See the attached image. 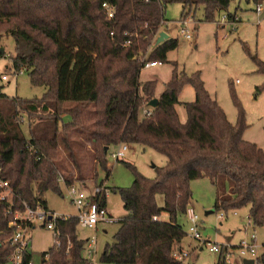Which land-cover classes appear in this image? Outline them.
<instances>
[{
    "label": "trees",
    "instance_id": "1",
    "mask_svg": "<svg viewBox=\"0 0 264 264\" xmlns=\"http://www.w3.org/2000/svg\"><path fill=\"white\" fill-rule=\"evenodd\" d=\"M234 1L0 0V37L14 41L13 69L26 71L33 86L46 89L42 99L24 100L9 97L0 87V169L12 192L11 201L4 202L0 190V264H9L14 249L9 226L14 214L25 206L48 209L43 197L48 192L62 195L60 177L67 185L73 183L61 174L60 150L79 168L70 136L82 125L80 108L90 104L96 108L91 134L96 167L107 178L106 148L138 145L167 158L164 167L156 168L155 179L125 164L134 174L133 185L113 192L120 195L126 215L101 263L186 264L175 257L187 236L179 218L186 216L193 199L191 184L199 179H209L216 188L215 211L248 207L253 228L264 229V151L244 140L248 125L238 100V121L232 125L199 72L190 77L174 63L160 95L157 81H140L142 60L167 63L168 54L179 46L172 38L155 44L168 5L181 4L184 20L195 19L202 10L205 22H215L226 12L228 21L237 23V10L229 13ZM263 1L246 0L255 6ZM104 3L116 6L114 19H108ZM252 60L264 77V62L257 56ZM186 85L193 87L195 101L182 104V122L176 107ZM154 99L158 104L153 115L144 117L143 110ZM66 104L76 107L67 109ZM62 115H69L71 122L63 123ZM23 116L28 117L29 137L22 130ZM158 196L164 197L163 208ZM163 213L168 222L161 221ZM56 226L61 244L42 255V264H92L84 255L86 241L77 235V218L59 219ZM31 259L25 256L22 264ZM258 263L264 264V253ZM217 264L228 263L220 256Z\"/></svg>",
    "mask_w": 264,
    "mask_h": 264
},
{
    "label": "rangeland",
    "instance_id": "2",
    "mask_svg": "<svg viewBox=\"0 0 264 264\" xmlns=\"http://www.w3.org/2000/svg\"><path fill=\"white\" fill-rule=\"evenodd\" d=\"M254 4H248L246 0L234 1L229 13L237 10V23H231L226 19L227 13L217 15L215 22L203 21V11H199L195 19L189 17L186 25L182 24V5L171 4L165 10L164 32L170 38L178 41L176 50L168 54V62L156 68L144 69L141 72L140 81H157V94L164 92L165 86L170 82L174 63L178 64V71L185 72L188 76L199 72L205 88L215 98L224 110L228 121L235 125L238 121L239 110L235 98L245 112L248 129L244 133V140L255 144L264 151V77L257 71V66L252 60L257 56L264 62V20L257 26V15L253 12ZM187 29L192 35L188 41L181 33ZM156 44V42H155ZM249 50V55L245 47ZM0 49H4V55L0 52V87L9 97H18L24 100L42 99L46 89L35 87L31 84L26 71L16 72L12 67V58L15 56V44L12 38L0 37ZM17 74V76H16ZM6 76L7 81L2 77ZM180 105L176 107L182 122H185V109L182 104L195 101V92L192 86L186 85L179 97ZM75 104L64 105L70 109ZM82 125L70 136L72 148L79 168L73 173L74 163L69 159L64 150H60L59 161L62 167L61 174L65 178L72 179L75 184H85L89 192L94 189L104 188L107 194V209L119 221L126 212L120 195L114 193V189H127L133 185L134 174L125 165L131 164L148 179L157 177L156 168H162L167 164V158L156 153L152 149L128 145L125 157L117 162L111 157V153L118 151L119 146L111 147L106 156L107 166L111 175L107 178L101 166L93 164L95 153L91 134L95 129L96 108L90 104L80 108ZM28 117L23 116L22 130L29 137ZM64 123L71 122L70 116H63ZM83 134V135H81ZM84 137V138H83ZM83 164V166H82ZM83 167V168H82ZM82 168V169H81ZM80 178V179H79ZM62 195L48 192L44 195L50 211L58 216L77 217L76 208L67 197V185L61 183ZM193 199L191 207L199 218L198 231L201 241L192 238L190 233L191 222L186 216L179 218L187 236L183 240V252L186 264H217L220 256L209 250L208 244H232L238 246L244 239H249L253 234L257 236L260 246L259 254L264 253V229L253 228L249 223V208L229 210L227 212L215 211L214 205L218 192L209 179H199L191 184ZM224 192V191H223ZM157 203L164 207V197L158 196ZM223 214L224 219L219 216ZM168 215L163 213L161 221L168 222ZM34 228H29L27 236L30 239V253L34 264H42V255L55 245V235L48 230L43 222L33 221ZM120 225L99 224L95 229L77 228V235L86 241L85 256H88V246L93 237L97 238L96 254L92 264H103L100 259L107 244L113 242L114 235ZM184 247V248H183ZM245 258L238 253L232 257L228 264H245Z\"/></svg>",
    "mask_w": 264,
    "mask_h": 264
},
{
    "label": "built area",
    "instance_id": "3",
    "mask_svg": "<svg viewBox=\"0 0 264 264\" xmlns=\"http://www.w3.org/2000/svg\"><path fill=\"white\" fill-rule=\"evenodd\" d=\"M149 1V0H146ZM103 9L105 10L108 19L112 20L115 17L116 6L111 5L109 3L103 4ZM258 19L256 21L257 26H260L262 21L264 20V1L258 3L255 6L253 11ZM227 19V17H226ZM238 15H236L235 20H238ZM187 20L182 19V24L186 25ZM164 26L166 23L163 22L161 24V30L159 31L156 38L159 37L161 32H164ZM181 33L185 35V38L190 41L193 37L188 33L187 29H182ZM161 63L151 62L147 63L142 60V66L144 69L156 68ZM17 76V74H16ZM3 81H7L8 78L6 76L2 77ZM144 117H150L153 115L152 108L144 109L142 112ZM23 122V118L21 119V123ZM128 149V145L121 144L119 145V149L116 152L111 153V157L113 160L119 162L125 157V152ZM59 183H63L65 185V179L60 177ZM0 190H1V200L10 202L12 198V192L10 189L9 182L3 177L2 170L0 169ZM108 191L104 190V188L94 189L93 192H89L85 184H75L67 185V197L70 200V203L76 208L78 212V216L76 217L78 220V226L83 229H95L99 224H115L119 221L108 211L107 205L103 204L104 196H106ZM186 217L191 222L190 233L192 238L195 240L201 241V235L198 231V222L199 218L195 214V211L190 207L187 210ZM71 217L58 216L54 212L49 209H44L41 206L36 209L29 208L25 206V210L23 212H17L14 214L12 221L9 223L11 229L14 230L13 238L11 239V244L13 246V252L10 258L9 264H22L25 262V256L31 255L30 253V239L27 236V231L29 228H34L33 221H40L44 223V226L52 231L55 235V245L60 246V231L56 226V222L59 219L68 220ZM220 220L224 219V215L221 214L219 216ZM157 218H154V221H157ZM251 225V222H249ZM97 238L93 237L88 246V256H85L86 259L90 261L93 259V256L96 254V247L94 248V244H96ZM209 250L212 253L218 254L219 256H223L225 258L226 263H231L233 255L238 253L240 257L253 260L255 264L258 263V258L260 257L258 245V239L255 234L251 235L249 239H244L240 242L238 246H233L232 244H208ZM176 259L183 260V257H186L185 254H175ZM29 264H34L31 259Z\"/></svg>",
    "mask_w": 264,
    "mask_h": 264
},
{
    "label": "water",
    "instance_id": "4",
    "mask_svg": "<svg viewBox=\"0 0 264 264\" xmlns=\"http://www.w3.org/2000/svg\"><path fill=\"white\" fill-rule=\"evenodd\" d=\"M170 36L166 32H161L159 37L156 40V45L163 43L164 41L168 40ZM0 52L3 53L4 49H0ZM158 104V99H154L149 103V107L155 109ZM105 152L108 153V148L105 149ZM245 264H255L254 261L245 260Z\"/></svg>",
    "mask_w": 264,
    "mask_h": 264
},
{
    "label": "crops",
    "instance_id": "5",
    "mask_svg": "<svg viewBox=\"0 0 264 264\" xmlns=\"http://www.w3.org/2000/svg\"><path fill=\"white\" fill-rule=\"evenodd\" d=\"M158 95V94H157ZM66 105H68V104H66ZM63 116H69V115H62V117H61V119H62V121H63ZM63 123H64V121H63ZM73 134V133H72ZM71 134V135H72ZM81 135H83V134H81ZM84 138V137H83ZM94 151V150H93ZM95 153V152H94ZM96 163V161H95V158H94V161H93V164H95ZM79 166H81L80 165V163H79ZM82 166H83V164H82ZM83 168V167H82ZM81 168V169H82ZM73 173H77V171H76V169H75V166H73ZM73 178V177H72ZM69 179V178H68ZM191 207V206H190ZM192 208V207H191ZM49 209V208H48ZM193 209V208H192ZM162 217V216H161ZM168 218H169V216H168ZM161 219V218H160ZM168 221H169V219H168ZM250 222V221H249ZM98 230V228L96 229V231ZM182 246H183V241L181 242V244H180V247H179V249H178V251H177V253L178 254H182V252H183V249H182ZM184 248V247H183ZM247 260H249V259H247ZM249 261H253V260H249Z\"/></svg>",
    "mask_w": 264,
    "mask_h": 264
}]
</instances>
